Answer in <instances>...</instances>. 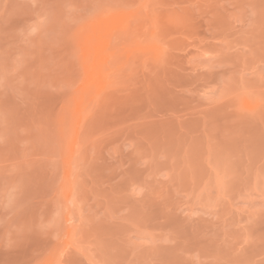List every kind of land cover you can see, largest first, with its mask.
Wrapping results in <instances>:
<instances>
[{
	"label": "rangeland",
	"instance_id": "obj_1",
	"mask_svg": "<svg viewBox=\"0 0 264 264\" xmlns=\"http://www.w3.org/2000/svg\"><path fill=\"white\" fill-rule=\"evenodd\" d=\"M0 264H264V0H0Z\"/></svg>",
	"mask_w": 264,
	"mask_h": 264
},
{
	"label": "bare ground",
	"instance_id": "obj_2",
	"mask_svg": "<svg viewBox=\"0 0 264 264\" xmlns=\"http://www.w3.org/2000/svg\"><path fill=\"white\" fill-rule=\"evenodd\" d=\"M89 51V50H88ZM88 53V52H87ZM88 56H89V54H88ZM88 63H89V61H88ZM90 64V63H89ZM86 66V65H85ZM91 66V65H90ZM87 67H88V64H87ZM90 69H91V67H90Z\"/></svg>",
	"mask_w": 264,
	"mask_h": 264
}]
</instances>
